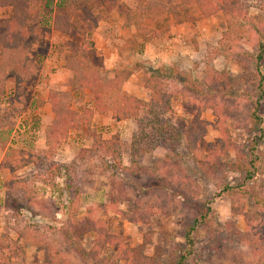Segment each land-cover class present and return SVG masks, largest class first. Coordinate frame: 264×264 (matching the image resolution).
I'll return each mask as SVG.
<instances>
[{"label": "trees", "instance_id": "1", "mask_svg": "<svg viewBox=\"0 0 264 264\" xmlns=\"http://www.w3.org/2000/svg\"><path fill=\"white\" fill-rule=\"evenodd\" d=\"M52 1L0 0V9L9 8L11 14L2 23L0 33V98L5 94L8 77L14 78V91L18 95L22 93L24 85L37 76L39 68L28 58V53L31 46L38 44L44 34L51 30V23L53 30L68 34L73 26V17L81 8L95 10L111 6V0H65L64 5L56 7L59 11L51 19L48 10ZM259 3L257 6L263 16L260 22L248 17L249 8L244 6V9L240 0H166V3L157 0H139L133 9L121 6L118 15L123 20L124 27L133 28L141 36H150L156 40L163 37L164 31L161 27L170 15H182L192 8H196L203 18L217 13L222 14L226 29L217 45L209 50L202 67L198 62L188 70H182L176 64L165 62L155 67L150 66L149 76L145 82V89L149 91L147 102L123 94L122 87L129 79L130 71H119L113 78H104L86 52L80 48L76 49L65 65L73 74L70 91H49L45 102L53 114L52 121L45 126L42 135L46 149L45 156L53 155L58 151L70 132H76L82 126L90 130V122L96 113L103 116L111 114L117 121L134 120L138 130L132 135L130 143V166H136L139 175L153 174L156 182L152 186L159 192L169 191L177 195V191H181L182 188L174 186L173 180L178 179L179 185L182 184L183 187L189 178L188 174H196V167L206 173L212 172L213 175L224 172L238 175L242 183L260 181L259 193H250L242 187V183L236 186L225 183L223 194L233 204L239 198L250 196L256 212L246 216L247 227L243 233L227 227L229 235L224 241L229 239L231 243L258 251L264 261V132L260 129L264 116V0ZM89 46L92 47V43H89ZM218 58L241 68L245 86L243 96L234 92L230 73L225 69L217 70L213 66V61ZM138 67L142 66L138 65ZM85 96H88L91 107L82 111L72 109L75 99H83ZM20 98L22 97L19 96L17 100ZM177 98L180 100L182 110L191 116V122L185 129L162 120L164 115L172 112L173 101ZM240 100L245 101L249 112L245 125L240 127L246 131L247 138L237 145L227 131V121L233 120L238 115ZM207 110L211 111L215 118L213 124L201 119V115ZM210 126L220 134V138L211 146L209 154H204L198 142L206 135ZM236 126L239 128V125ZM3 127L4 123L0 116V142L3 134L6 133L2 131ZM113 144L110 141L101 143L96 141V146L101 147L102 151L113 159V163L116 162L122 169L127 170L129 167H122L120 162V150L116 144ZM159 146L165 148L166 156L173 155L172 158L165 157L166 161L161 163L163 167H159L160 175L155 174L151 168L145 169L141 164L144 156ZM7 150L0 161V171L14 173L29 165L40 166V162L43 161L32 155L25 158L21 152L11 148ZM232 150L235 153L234 159L223 161V157ZM173 161H176V165L185 164L188 170L181 169V173H178L171 165ZM50 165L52 172L49 170L47 184L51 191L46 198L43 197L45 201L42 208L45 210L52 207L53 221H56V213L64 217L65 223L61 224L57 232L66 247L82 262L86 258H91L90 264L121 262L142 264L140 254H135L126 247L119 236L108 231L107 221L98 215L99 209L88 207L83 216L78 215L81 207L79 192L75 191L76 189L74 193L70 191L75 185L74 179L67 175L68 182L63 188L57 181L61 177L58 173L61 169L58 165L54 168L53 163ZM108 167L117 169L116 164L112 165L109 162ZM111 186L109 201L104 208L107 212L112 210L125 219L129 215L118 210V200L124 196L123 187L115 186L113 183ZM182 193L185 194L184 191ZM61 197H66V205H62ZM183 197L185 198V195ZM29 198L32 199L30 196ZM193 205L195 210L187 217L181 231L184 245L177 246L171 251L168 264H197L193 261V254L195 253L194 234L198 229H204L205 237L213 242L211 235L215 228L212 226L213 219L208 220L210 208L196 203ZM5 208L21 214L22 211L34 212L37 206L26 198L23 202L20 199L12 202L7 197ZM34 214L41 216L40 211ZM41 217L46 218L44 215ZM141 219L140 223H144V218ZM129 221L138 220L129 217ZM32 227V224L28 225L25 233L19 234L17 239H12L9 235L0 237V264H27L25 245L42 244V239L29 233ZM88 234L95 235V238L91 242L90 249L86 251L81 241ZM20 240H24L25 244L22 245ZM107 248H111L114 254L110 261L100 259ZM47 252L49 259L46 264H64V259L58 250L48 246ZM149 261L154 262V259ZM232 264L243 263L235 261Z\"/></svg>", "mask_w": 264, "mask_h": 264}, {"label": "rangeland", "instance_id": "2", "mask_svg": "<svg viewBox=\"0 0 264 264\" xmlns=\"http://www.w3.org/2000/svg\"><path fill=\"white\" fill-rule=\"evenodd\" d=\"M136 1L112 0V8H114L112 10L81 8L73 17L72 29L66 35L53 30L51 23V30L44 34L38 44L31 46L28 53V58L39 68L37 76L25 84L22 93L18 95L14 91V78H7L5 94L0 98V116L4 123L2 131L6 132L0 142V161L8 151L7 148L21 152L25 158L32 155L43 161L40 162V166L29 165L14 173L0 171V237L9 235L12 239H17L18 235L25 233V228L32 224L33 227L29 233L42 239V244L25 245L27 264H46L49 259L48 246L60 252L64 264L92 263L91 258H86L82 262L62 242L56 223L57 221L65 223L64 217L56 213V221H53L52 207L45 210L42 208L45 201L43 197L46 198L51 191L47 184V177L50 174V164L53 163L54 168L58 165L61 169L58 173L62 178L60 177L57 181L63 188L68 182L67 175L74 179L75 185L70 191L79 192L81 207L78 215L83 216L88 207L99 209L98 215L107 221L108 231L119 236L126 247L135 254H140L142 264H168L171 251L177 246L184 245L181 231L187 217L195 210L193 203L210 208L208 220L213 219L212 226L215 228L211 235L213 242L205 237L204 229L196 231L193 261L197 264H232L235 261H242L243 264H264L261 253L259 254L258 251L231 243L229 239L224 241L229 235L227 227L235 232L243 233L247 227L246 216L256 212L250 196L239 198L233 204L223 194L222 189L225 183L228 182L232 186L239 185L242 183L240 177L224 171V173L213 175L212 172L206 173L196 167V174L189 173V178L183 187L182 184L179 185L178 179L173 180L174 186L182 188L181 191H177V195L169 191L159 192L152 186L156 182L153 174L139 175L137 167L130 166V143L132 135L138 130L134 120L117 121L111 114L103 116L96 113L90 122V130L82 126L78 131L70 132L58 151L53 155L45 156L46 149L42 134L45 126L53 119L50 107L45 102L49 91H70L73 74L66 69L65 65L76 49L85 51L92 63L98 66L102 76L107 79L113 78L116 72L123 70L135 74L138 65H141L144 71L134 75L131 83L126 87L123 85L122 89L124 95H130L129 92H131L132 95L146 101L148 94L143 84L149 76L148 69L152 63L157 66L166 60L172 62L181 59L179 65L183 68L182 70H188L193 67L194 61H206V54L202 50L206 46L215 45L226 29L225 18L222 15H215L209 19L210 21H202L196 19L194 13H191L192 15L184 21L193 26L178 25L175 21L166 28L169 32L166 38L160 41L141 38L125 31L115 13L121 5L132 6ZM240 1L243 8L244 6L249 8L248 17L260 22L263 16L257 5L263 0ZM64 4L65 0L52 1L48 10L51 19L59 11L56 7ZM10 16L9 8L0 9V33L2 23ZM89 43H92V47ZM161 52H163V58L159 54ZM213 66L219 70H227L232 76L234 92L244 95L245 86L239 66L226 63L219 58L214 60ZM19 96L22 98L17 100ZM75 100L72 105L75 111L91 107L88 96ZM240 103L238 115L233 120L227 121V131L237 145L247 138L246 131L240 127L245 125L249 112L245 101L240 100ZM167 117L168 122L181 129H185L191 122V116L182 110L179 98L174 100L172 115ZM201 119L209 124L215 122L209 110L201 115ZM236 125H239V128ZM260 127L264 132V116ZM218 138L220 134L210 126L207 128L206 135L198 142V146L204 154H209L211 146L216 144ZM96 141L100 143L110 141L116 144L120 150L122 167L129 168L124 170L116 162L113 163V159L109 158L101 147L96 146ZM166 154L165 148L159 146L146 154L141 164L145 169L151 168L155 174L160 175L159 167H163L161 163L164 162L165 157H173ZM11 156H13L12 153ZM234 157L235 153L232 150L222 160L228 161ZM108 162L112 165L116 164L117 169L109 168ZM175 163L176 161H173L171 165L178 173H181V169L188 170L185 164L176 165ZM259 182L242 183V187L250 193H259L258 190L261 187ZM111 183L123 187L124 196L118 200V210L138 221L130 222L129 217L122 219L118 213L105 210L104 205L108 203L109 191L111 192L112 189ZM7 197L12 202L16 199L23 202L26 198L36 204L37 208L34 212L14 213L4 207ZM61 202L62 205H66V197H61ZM36 211H40L41 216L44 215L46 218L36 216L34 214ZM141 217L144 218V223H140ZM29 233L27 232L28 235ZM94 238L95 235L88 234L82 239L81 243L86 251L90 249ZM20 242L22 245L25 244L24 240ZM113 255L111 248H107L100 259L110 261ZM149 259H154V262H150ZM190 263H192L191 260Z\"/></svg>", "mask_w": 264, "mask_h": 264}, {"label": "crops", "instance_id": "3", "mask_svg": "<svg viewBox=\"0 0 264 264\" xmlns=\"http://www.w3.org/2000/svg\"><path fill=\"white\" fill-rule=\"evenodd\" d=\"M138 1L139 0H137L136 1V3H135V5H132V6H129V5H127V4H123V5H121V6H128L129 8H135L136 7V5H137V3H138ZM157 1H159V2H162V3H166V0H157ZM111 6H110V8H98V9H103V10H112V9H114V8H112L113 7V3H112V0H111ZM120 6V7H121ZM119 7V8H120ZM119 8H117L116 10H115V13H116V15H117V17L120 19V21H121V26H122V28L125 30V31H127V32H129V33H132V34H135V35H137V36H139V37H141V38H150L152 41H160V40H162V39H164V38H166V36H168V34H169V32H168V30H166V28H168V25L170 26V25H172L173 24V22H175V23H177L178 25H185V26H193V25H190V23H187V22H185L184 20L186 19V18H188L189 16H191L192 14L191 13H194L193 15L195 16V18L196 19H201L202 21H207V20H209V19H211L212 17H214L215 15H222V14H220V13H217V14H214V15H212V16H210V17H208V18H203L201 15H200V13H199V11L196 9V8H192V9H189L187 12H185V13H183L182 15H170L168 18H167V20H166V22L162 25V27H161V29L164 31V34H163V37L160 39V40H156V39H154V38H152V37H150V36H141L140 34H138L133 28H126V27H124L123 26V20L119 17V15H118V9ZM98 9H95V10H98ZM223 16V15H222ZM224 17V16H223ZM252 18V17H251ZM210 21V20H209ZM182 23V24H181ZM166 26V27H165ZM222 34L223 33H221V36H220V38L218 39V41L221 39V37H222ZM66 35V34H65ZM218 41L215 43V45H211V46H206L202 51H203V53L204 54H206V56H207V54H208V52H209V50H211V48L212 47H215L216 45H217V43H218ZM197 51V50H196ZM163 52H161V53H159L160 55H161V57L163 58V54H162ZM197 53H198V51H197ZM205 56V57H206ZM154 58H157V57H154ZM154 60H156V59H154ZM149 61V60H148ZM165 63H168V64H176V65H178L181 69H183L179 64L181 63V59H178V60H176V61H164ZM193 62V61H192ZM191 62V63H192ZM195 62H198V63H200V66H203V62L202 61H194L193 62V67H194V63ZM214 62V61H213ZM161 63H163V62H161ZM160 63V64H161ZM154 63H152L150 66H152V67H155L154 65H153ZM158 66V65H157ZM215 67V66H214ZM138 70L136 71V73L135 74H133V73H131V75H130V77H129V79L123 84L125 87H126V85H129V83H131V81H132V79H134V75H136V74H138V73H140L141 71H144L143 69H142V67L140 68V67H138L137 68ZM217 70H219V69H217ZM136 79V78H135ZM145 82H146V80H145ZM144 86V89H145V84H143ZM123 86V87H124ZM122 87V88H123ZM147 91V94H148V99H149V91L148 90H146ZM122 92H123V89H122ZM124 94V93H123ZM129 94L130 95H126V96H134V97H136L135 95H132L131 94V92H129ZM136 98H138V97H136ZM139 99V98H138ZM148 99L146 100V101H144V100H141V99H139V100H141V101H143V102H147L148 101ZM174 102V101H173ZM46 104V103H45ZM48 105V104H47ZM49 106V105H48ZM172 111H173V106H172ZM169 115H172V112L171 113H168V114H166V115H164L163 117H162V120H165V121H168V117L167 116H169ZM170 122V121H169ZM43 135V134H42ZM4 207H5V203H4ZM58 220V219H57ZM61 224L62 223H58V221H57V223H56V227H60L61 226Z\"/></svg>", "mask_w": 264, "mask_h": 264}]
</instances>
